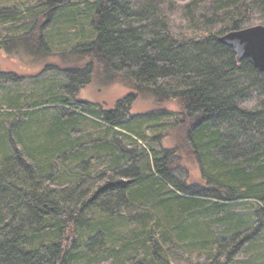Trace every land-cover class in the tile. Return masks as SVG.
<instances>
[{
  "label": "trees",
  "instance_id": "1",
  "mask_svg": "<svg viewBox=\"0 0 264 264\" xmlns=\"http://www.w3.org/2000/svg\"><path fill=\"white\" fill-rule=\"evenodd\" d=\"M31 1L40 11L30 30L4 40L46 55V27L75 5ZM177 17L194 27L177 33ZM90 18L93 32L83 30L85 41L64 52L87 64L66 70L60 93L0 111L21 124L16 131L0 123V264H174V236L183 249L205 250L207 264H237L264 228V71L221 37L264 25V0H94ZM94 79L119 81L130 93L95 111L78 98ZM145 97L179 111L174 125L162 126L168 134L155 137L171 140L162 156L138 154L132 136H145L118 130L127 131L124 115ZM30 109L42 113L36 130L26 123ZM83 121L104 135L94 138ZM185 160L199 165L205 185L175 177L188 171ZM244 202L251 208L242 211ZM141 216L150 224L145 236H117V220ZM190 222L200 238L181 231Z\"/></svg>",
  "mask_w": 264,
  "mask_h": 264
},
{
  "label": "rangeland",
  "instance_id": "2",
  "mask_svg": "<svg viewBox=\"0 0 264 264\" xmlns=\"http://www.w3.org/2000/svg\"><path fill=\"white\" fill-rule=\"evenodd\" d=\"M178 3H187V0H177ZM75 6H66L62 11L59 10L55 13L52 22L46 27V33L49 38L46 47V55H40L36 52L26 51L23 49V42L21 41H7L5 37L8 34L22 35L32 27L35 20V13L40 11V8H36V3L31 0H0V111H6L10 107H30L40 97H45L47 94H59L60 88L69 81L68 70L75 64L83 67L87 63L81 61L77 55L72 53H64L66 49L83 43V36L86 30L89 33L93 32L91 26L90 14L92 12V4L94 0H73ZM177 17L173 23L175 31H186L194 26L188 22H182ZM262 24L257 20L254 25ZM80 34V35H77ZM87 34V35H88ZM94 34V33H93ZM94 37L96 35H93ZM130 93V89L125 87L119 81L103 83L94 79L85 88H82L78 93V98L81 101H90L91 108L93 110H99V108H115L119 100L123 99ZM167 113L159 120V114L161 111ZM178 109L172 103H167V106L156 102L149 97L137 100L132 104L130 116L124 115V129H118L123 133L132 136L135 135L145 136V142L143 143L136 136L139 146L125 137L124 135L117 134V137L123 140V143L128 147H136L137 153L142 154L149 149V156L155 157L152 150H156L157 154L162 156V151L165 148H169L171 144L170 138L165 137L160 142L155 139L156 135L163 133L168 134L169 128L162 127L164 123H168V126L174 125L173 123L178 119ZM29 117L26 123L32 125L33 129L40 126V120L42 119V113L30 109ZM93 116V115H92ZM94 117V116H93ZM9 126V130L13 127L16 130L21 126L18 122V118L11 116L7 118L4 114L0 116V123L5 122ZM156 121H160L158 124ZM170 123V124H169ZM84 126L89 127L87 133L91 131L94 138L102 137L104 135V129L94 127L90 122L83 121ZM167 127V126H166ZM32 129V130H33ZM130 132V133H128ZM31 133V132H30ZM116 136V135H114ZM1 141V140H0ZM93 148V147H92ZM2 151L0 143V157ZM89 156L95 154V149H92ZM184 165L188 168L186 170H178L175 172V177L185 181L189 185H205L206 180L202 175V171L198 164L191 163L187 160L184 161ZM251 202L240 203V209L248 210L251 208ZM231 207L224 209V215L231 217ZM133 223L123 221L119 219L116 221L115 232L117 236L121 237H133L136 234H141V237L145 236L149 231V225L144 224V216L134 219ZM200 223V217L196 224ZM219 228V227H218ZM157 234H160L158 226L154 229ZM181 231L196 233L197 237L201 236V229L196 228L193 223H188L186 226L181 227ZM182 235V232H179ZM260 235V236H259ZM254 240L249 246L246 245L243 253L238 256L237 264H264V228L261 231H257ZM172 244L176 249L174 258H171L174 264H207L209 255L205 250L195 249H183V245L177 241V238L173 237ZM180 245V248L177 246ZM164 248L167 249V245L164 243ZM164 250V249H163ZM166 252L163 251V256H166ZM152 256L151 250L149 252ZM207 260V261H206Z\"/></svg>",
  "mask_w": 264,
  "mask_h": 264
},
{
  "label": "water",
  "instance_id": "3",
  "mask_svg": "<svg viewBox=\"0 0 264 264\" xmlns=\"http://www.w3.org/2000/svg\"><path fill=\"white\" fill-rule=\"evenodd\" d=\"M223 44L233 48L239 58H248L264 71V25L258 24L230 31L221 37Z\"/></svg>",
  "mask_w": 264,
  "mask_h": 264
}]
</instances>
